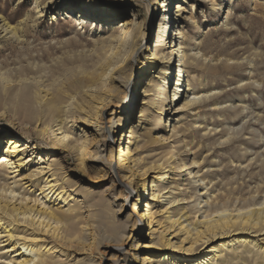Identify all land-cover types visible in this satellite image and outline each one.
Instances as JSON below:
<instances>
[{
  "label": "bare ground",
  "instance_id": "1",
  "mask_svg": "<svg viewBox=\"0 0 264 264\" xmlns=\"http://www.w3.org/2000/svg\"><path fill=\"white\" fill-rule=\"evenodd\" d=\"M48 1L33 0L34 8L15 25L0 17V33L21 50L13 66L0 64L4 95L0 118L14 130L3 132L6 138L0 140V264H83L76 254L92 247L98 234L115 244L105 247V253L121 255L123 264H264V184L254 182L264 167H253L255 158L238 161L226 169L233 173L231 178L215 181L218 172L209 156L216 143L227 142L232 127L225 125L228 133L222 136L217 126L199 122L198 117L189 125L183 122L188 111L197 114L200 109L217 111L228 105L216 102L219 90L195 87L202 78L192 76L191 68L209 75L220 61L245 67L247 74L237 87L255 93L264 79L254 75L252 58L213 56L200 37L186 46V24L195 23V2L175 0L169 17V3L159 0L164 20L148 59L154 81L144 83L136 122H124L126 100L113 104L123 83L121 75L141 47L142 19L125 3H115L101 9L98 19L87 26L81 20L58 33L53 47L47 43L42 48L43 43L28 41L26 28L44 16ZM52 1L63 16L77 12L83 19L86 13L79 8L100 10L94 0ZM196 1L214 5V0ZM108 14L118 18L114 25ZM107 25V36L99 37L95 27ZM89 41L91 49L80 50ZM93 55H97L94 68L86 71L85 63ZM238 101L239 116L246 114L245 102ZM104 117H108L105 123L115 126L105 155L94 144ZM68 156L93 182L106 173L96 166L113 164L107 172L109 186L104 188L110 192L86 203L92 193L72 181V169L63 159ZM119 197L130 203L123 219L118 216L124 207L117 204Z\"/></svg>",
  "mask_w": 264,
  "mask_h": 264
},
{
  "label": "rangeland",
  "instance_id": "2",
  "mask_svg": "<svg viewBox=\"0 0 264 264\" xmlns=\"http://www.w3.org/2000/svg\"><path fill=\"white\" fill-rule=\"evenodd\" d=\"M94 1L98 3L97 7L100 10H95L94 8H88V9L79 8L78 4L74 5L78 7L80 11H82L83 13H86V16L84 17L85 20H84V18L82 19V18L77 17L78 16V14H76L77 12L71 13L70 11H68L63 16L62 12L53 9L56 5L53 6V1L51 2V0H49L46 5V11L43 14L44 16H42L41 19H39V21L36 20L34 23L32 22L29 23L28 27L26 28V35H27L26 38L28 39L29 42H32V44H35V43L39 44L40 42L41 44L43 43L42 48L46 47L47 43H48V46L53 47V42L60 33L67 32V30H70L71 28L74 27V24L76 22L81 21V20L83 21V24L87 26L88 21H92L93 19H98L97 17L101 15V9L103 8H109L113 4L120 3V2H123L125 3L126 6H129L130 8H132L138 15V18L142 19L143 27H144L143 29H144L145 34H144V38H142L143 40L142 39L140 40L141 47L136 52L137 57L135 56L136 57L134 58L135 60L132 58L129 61V65H128L129 67H127L126 72H124V74L121 75L122 77L119 81L123 83H121L120 85L118 84L119 82L117 83L120 89V90L118 89V92L120 93H118L119 95L116 94L117 95L116 100L114 101L115 105L113 104V106H116L120 104L121 101L126 100L127 102L126 108L125 110H123L124 112L123 111L121 112L123 115L122 118H125L124 122L125 121L136 122L137 117L139 116L140 111L142 109V101H143L142 100L143 99L142 90H143L144 83L147 84L151 82L152 80L154 81V78L152 79L150 76L152 70H150V67L148 65V59L152 53V46L154 45V41L156 37L159 36V34H161L162 28L160 24L163 25L164 19L161 16V11H159V9H163V8L160 6L159 0H146V1L145 0H94ZM165 1L169 3L168 13H169V17H171L172 11H173V4L175 0H168V1L165 0ZM191 2H195V6H196V8L194 9L195 23L194 25H192L188 21V23L186 24L187 30H185V40H186L185 45L188 47L190 45H193V42H192L193 37H197V38L200 37L201 40H203V47L208 46L207 49H209L210 53H212L213 56L220 55V56H225L226 58L229 57L232 59H239V60L245 57L246 59L252 58L251 60L255 62L254 71L255 72L257 71L256 73L254 72V75L258 73L262 74L263 79H264V0H231V1L230 0H214L213 6L211 5V3H201V2H197L196 0H186L187 4H190ZM32 3H33V0H0V17L3 18L6 22H9V24L15 25L16 22L22 17V15L26 11H30L31 8H34L33 7L34 3L33 4ZM62 6L63 5H60V7ZM67 6H69V4ZM107 16H111V15L108 14ZM226 16H227V20L225 22ZM75 19L77 21H75ZM108 20L111 22L110 24L114 25L118 21V18L111 16L109 17ZM159 26H160V29H159ZM98 27L99 26L95 27V29H97L98 36L106 37L107 31H108V28H107L108 25L103 26L99 30H98ZM170 34L172 35V32ZM6 38L7 37H3V34L0 33V64H1V67L4 66L5 64L3 68L13 66L12 64L15 63L17 57L20 56V52H21L20 46L17 42H15L14 40L7 41ZM44 40H46L47 42ZM188 40L190 42H188ZM11 44L13 45V48ZM91 44H92L91 41L86 42L83 45V47H80L81 49L80 48L79 49L82 50V48L86 47L84 49L89 50L91 49V46H90ZM17 48L20 51L17 50ZM54 52L55 50L54 49L52 50V48L49 50V54L51 53L50 55H53ZM43 55L44 57H47L45 53H43ZM5 57L8 58V60ZM3 58L5 60H3ZM12 59L13 61L11 63ZM96 59H97V55H93V57H90V59H87L85 66H84V68L86 67L85 69L86 71L88 70L91 71L94 68V61H96ZM220 62L216 64L217 66L215 70L213 71L216 73L218 72L217 75H215L216 73L214 74L213 72L209 75L208 74L204 75V73L200 72L201 70L199 68H191V72H193L192 76H195V77L199 76L202 78V81H203V83L201 81L200 84H198L197 82L194 83L195 87L196 86L197 88L203 87L205 89L214 88V89L219 90L218 93L220 94L217 95L218 98L216 102L219 101L223 103L224 101H226L228 105L226 106L225 109L222 108V110L219 109L217 111H209L208 109L210 108L200 109L197 114H194L193 111H188V113H186V116L184 115L183 117L184 119L183 122L185 125L187 124L189 125L190 123L193 122L195 118L198 117L197 120L199 122H201L202 120L203 121L205 120L204 122L202 121V123H210L214 126H217V129L221 131L218 135H222V136L224 134L226 136V134L228 133V131L225 130V125L226 127H229V128L232 127V131H231L232 134L230 138L227 140V142L230 143V145L225 144L227 143L226 141H224L221 144L216 143L214 145V149L212 151L211 156H209V160L211 159L213 160V163L215 162L212 165L213 166L212 169H214L216 173L218 172L217 176L214 177L216 179L215 181L221 180L222 182V181L228 180L229 178L233 176V173L226 171V169H228L230 166H234V164L238 161L244 162L246 159L250 160V158H255V160L252 161L253 167H258L259 165L264 167V159H262L264 158V86H261L260 89L257 90L255 93L254 92L250 93L248 89L243 90V91L241 89L239 90V88L237 87L238 85H240L238 84V81L241 79H244L247 74V70L245 69V67H243L244 69L238 68L237 66H233V65H230L231 67L228 65L229 66L228 67L224 65L222 61ZM88 67H90L91 69L90 68L88 69ZM240 99H243V103L245 102L244 105H246V108H248V110L245 111L246 114H242L239 116L240 107L238 104L239 102L238 100ZM3 100H4V95L0 91V103ZM229 105L231 106V108H229L230 107ZM232 105H235V106L237 105L238 108L237 106L233 107ZM248 115H251V116L248 117ZM181 116L182 114L178 115V117L180 118ZM106 120H108V117H104V120H103L104 124H102L100 132L98 133V136H96V138L94 139L95 140L94 144L101 147V150L104 151L103 152L104 155L108 153L110 149L111 138L115 132V126L108 125L107 123H105ZM217 120H222V121H217ZM6 124H7L6 120L4 118H0V131H1L0 140H4L6 138L4 137L5 135L4 136L2 135L3 132L14 133V130L11 127H9L8 124L7 125ZM241 126H243L242 129H241ZM125 131L126 129L122 130V133H124V136L126 137ZM234 135L235 137H233ZM198 139L199 137L196 136L195 141H197ZM34 140L37 141V139L35 138ZM226 145H228V148ZM1 147H0V155L2 154ZM113 154L115 157L116 156L115 148H114ZM201 155H204V152ZM63 159H65L64 165L66 167H71L72 169L71 171L72 181H74L77 186H81V188L85 187L87 191H90L92 193L91 197L93 200L90 199L91 198L90 197L89 199H87L86 203H90L92 201L98 200L99 193H100L99 195L104 197L107 194V192H110V190L105 191L104 188L109 186V179H108L107 174L111 172L110 168L113 167V164H111L110 168H108L106 165L96 166L102 169L101 173L102 171L103 173L104 172L106 173L105 175L103 174V176L100 179L98 180L94 179L95 182H93L86 173H83L82 171L77 170L73 166V159H71L70 156L66 158L64 157ZM215 160H217V162ZM259 180H262L263 182L262 185H263L264 184V171L262 173V177L255 176L254 182H258ZM114 189H115V192L118 191L117 188H114ZM240 194H242L241 196H243L245 193L243 191ZM117 195L118 194H116V196ZM117 204L124 205V207L120 211V215H118L121 219H123L129 211L127 206L130 207V203L129 201H125L123 197H119ZM100 235L102 234H98L96 236L97 239L95 238V242L92 245L93 248L90 247L87 250L88 247L87 248L84 247V250L86 249L85 250L86 252L84 253V250H83L82 251L83 253L78 252L76 256L79 259H81V261L84 262L83 264H92L96 262V260L98 262L102 261L103 264H123V262L121 261L122 259L121 255H117V257L114 258L112 257L110 253H107V254L105 253L106 252L105 247L111 246V245L113 246L115 244L110 242L109 239H107L106 237L100 236ZM95 246H96V249H95ZM128 249L129 247L126 246L124 251H127ZM109 251L111 252V250Z\"/></svg>",
  "mask_w": 264,
  "mask_h": 264
}]
</instances>
